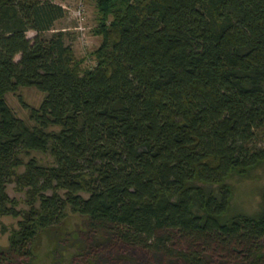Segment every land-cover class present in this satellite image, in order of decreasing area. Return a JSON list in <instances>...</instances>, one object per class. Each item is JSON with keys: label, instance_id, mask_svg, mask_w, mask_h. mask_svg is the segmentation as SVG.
Here are the masks:
<instances>
[{"label": "trees", "instance_id": "trees-1", "mask_svg": "<svg viewBox=\"0 0 264 264\" xmlns=\"http://www.w3.org/2000/svg\"><path fill=\"white\" fill-rule=\"evenodd\" d=\"M96 2L103 38L79 73L63 32L43 36L62 5L0 0V214L22 217L0 264H32L36 236L67 206L110 234L88 240L77 264H111L118 243L181 264H264V208L222 218L225 179L264 162V0ZM19 86L45 93L30 110L39 127L6 103ZM28 150L54 164L31 158L16 173ZM9 182L26 189L27 209Z\"/></svg>", "mask_w": 264, "mask_h": 264}, {"label": "rangeland", "instance_id": "rangeland-1", "mask_svg": "<svg viewBox=\"0 0 264 264\" xmlns=\"http://www.w3.org/2000/svg\"><path fill=\"white\" fill-rule=\"evenodd\" d=\"M65 9L62 18L56 21L52 30L43 33V36L50 37L55 31H62L65 43L73 52L75 62H78L79 73L91 68L96 63L95 51L100 47L103 35L100 33L101 19L97 12L96 0H51ZM111 18V17H109ZM103 20V21H102ZM109 24V20L105 21ZM35 34L30 30L28 37ZM45 93L34 86H19L15 91L6 93L5 100L14 114L22 118L30 127H39V123L31 118V108H38L43 101ZM46 131L58 132L60 127L50 125ZM23 164L16 169V173L25 170V164L34 158L39 164L53 165L54 158L49 150L37 151L28 150L20 153ZM225 185L230 189V200L228 210L223 214V219H229L233 215L245 214L256 215L264 208V162L247 169L244 172L235 170L225 179ZM208 193L217 194L219 184H206L197 182ZM6 191L14 200L15 207L19 210L28 208L25 202L26 189L19 188L15 182L6 185ZM63 193V191H59ZM87 196L86 193H83ZM66 215L62 222L38 233L32 245L34 259L32 264H77L75 256L82 254V249L87 246L88 240L100 242L109 241V232L99 229L91 231L88 226L86 215L73 212L70 206L66 207ZM194 210L200 212L195 206ZM21 216L0 214V251L9 247V237L14 229L18 227ZM93 232V233H92ZM112 257L116 261L111 264H181L180 261L161 255L156 252H149L140 248H133L121 243L112 246ZM83 264H91L90 259L81 257ZM221 260L213 258L212 264ZM218 262V264H219ZM96 264V263H92ZM102 264H108L103 258Z\"/></svg>", "mask_w": 264, "mask_h": 264}]
</instances>
